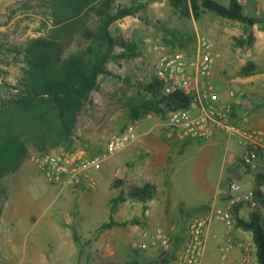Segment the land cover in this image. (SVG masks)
<instances>
[{
	"label": "rangeland",
	"instance_id": "rangeland-1",
	"mask_svg": "<svg viewBox=\"0 0 264 264\" xmlns=\"http://www.w3.org/2000/svg\"><path fill=\"white\" fill-rule=\"evenodd\" d=\"M240 1L245 12L264 15V0ZM141 2L144 7L136 15L111 25L113 35L132 43L137 54L106 63L113 74H100L98 88L89 92L76 121L73 151L62 147L50 151L93 156L104 150L110 138L133 125L138 135L134 144L137 143L102 162L94 172L95 189L68 192L50 184L30 160V155L37 153L32 149L17 169L0 173V264H127L133 260L150 264L163 251L172 252L173 242L175 251L181 254L192 218L214 204H224L228 184L233 180L252 191L256 173L264 170L263 160L257 167L247 165L237 138L223 133L207 140L194 139L182 150L183 142L164 136L167 114L160 116L145 110L151 98L145 85L158 78L161 61L177 53L192 54L198 34H206L219 54L214 78L220 101L234 105L242 125L264 128V40L257 39L252 48H247L241 44L246 31L240 22L210 12L200 19L184 16L172 0ZM113 4L131 6L133 1L113 0ZM91 19L87 22L91 23ZM79 28L77 20L55 25L49 0H0V80L15 84L22 74L23 56L16 46L44 37L56 40L65 54L74 52L84 45ZM164 28L188 43L182 46ZM254 30L261 31L258 25ZM124 50L117 45L114 52ZM250 59L257 62L261 72L248 77L239 75ZM3 93L0 85V96ZM149 113L153 116L148 117ZM155 123L158 124L146 134L144 131ZM150 133L159 135L160 142L147 137ZM143 144H149L151 149ZM116 178L125 182L115 186ZM149 181L157 185L149 203L132 198L120 202L114 217L125 224L100 230L110 217V199ZM251 208L245 205L242 215L248 217ZM157 226L169 232L168 246L150 243L149 237ZM226 228L215 222L209 229L222 235ZM236 230L234 226L233 236ZM178 235L180 241L176 239ZM141 241L148 247L136 246ZM222 242L208 238L204 264H241L243 252L236 248L228 253L235 256L231 263L229 257L222 259ZM249 256L245 264H259L253 246Z\"/></svg>",
	"mask_w": 264,
	"mask_h": 264
},
{
	"label": "trees",
	"instance_id": "trees-1",
	"mask_svg": "<svg viewBox=\"0 0 264 264\" xmlns=\"http://www.w3.org/2000/svg\"><path fill=\"white\" fill-rule=\"evenodd\" d=\"M131 6L118 4L113 0H49L52 8L53 23L63 24L77 20L80 23V36L84 40L82 49L64 53L54 39L36 37L15 50L22 56L24 63L22 74L17 83L10 84L0 80L4 93L0 96V173L17 169L29 154L30 149L37 153H46L55 148L73 151L75 126L78 117L89 98V92L97 89L99 75L113 74L106 68L110 59L132 57L136 55L135 46L125 40H118L111 32V25L128 15H136L144 7L141 0H132ZM175 9L184 16L200 19L210 12L227 20L240 22L246 31V39L241 44L252 48L256 40L254 27L258 25L264 31V15L245 12L240 0H229L224 4L219 0H172ZM90 17L92 22L88 23ZM164 30L179 40L182 46L188 43L168 28ZM117 45L124 51L116 54ZM3 71L0 69V73ZM261 72L255 60H248L239 71V75L248 77ZM159 78L145 85L150 93V100L145 110H153L160 116L169 111L187 107L189 96L182 91L165 94ZM234 106V105H233ZM235 109V107H234ZM236 110V109H235ZM235 119L239 121L235 113ZM192 139L180 143L182 150ZM2 167L5 168L2 170ZM125 182L116 178L115 186ZM264 172L256 173L252 193L256 205L250 210L247 218L241 214L245 202L233 207L234 226L250 231L253 236L255 253L259 264H264ZM157 192V185L145 182L131 187L127 194L124 191L110 199V217L100 230H105L119 223L114 214L119 203L132 198L147 203ZM209 209V208H208ZM137 223V221H136ZM181 235L176 239L180 241ZM172 252L163 251L150 264H166L178 257L173 242ZM102 264H114L103 262ZM127 264H139L137 260Z\"/></svg>",
	"mask_w": 264,
	"mask_h": 264
},
{
	"label": "built area",
	"instance_id": "built-area-1",
	"mask_svg": "<svg viewBox=\"0 0 264 264\" xmlns=\"http://www.w3.org/2000/svg\"><path fill=\"white\" fill-rule=\"evenodd\" d=\"M218 55L211 39L206 34H198L192 54L177 53L161 61L158 78L163 84L162 91L165 94L182 91L189 96L187 107L171 110L167 114L164 136L173 142H183L187 139L207 140L223 133L237 138L242 148L243 161L257 167L260 161L264 162V128H249L237 122L233 104L220 101L214 78ZM147 116L152 117L153 114ZM137 137L136 125H133L110 138L104 150L93 156L50 151L33 153L30 160L50 184L64 191L95 189L97 182L94 172L101 167L102 162L131 146ZM262 189L264 191V185ZM226 196L224 204H214L204 214L192 218L186 246L169 264H203L208 230L215 222L227 227L224 234L213 235V238L225 242L222 259L226 260L233 248H243L246 251L243 262L248 261L250 244L236 240L231 234L234 229L232 210L239 202L253 207L256 201L252 191H247L237 180L228 184ZM149 239L152 244L168 246L171 236L163 226H157ZM136 246L145 249L148 244L141 241Z\"/></svg>",
	"mask_w": 264,
	"mask_h": 264
},
{
	"label": "crops",
	"instance_id": "crops-1",
	"mask_svg": "<svg viewBox=\"0 0 264 264\" xmlns=\"http://www.w3.org/2000/svg\"><path fill=\"white\" fill-rule=\"evenodd\" d=\"M255 36H256V40L258 39H262V40H264V31L263 30H261L259 33H256L255 32ZM214 75H215V72H214ZM158 123H155L154 125H151L150 127H148L149 128V130L146 132V131H144L146 134L148 133V132H150V131H152L153 130V128L155 127V125H157ZM249 128H251V127H249ZM219 134V133H218ZM150 135L151 136H147V137H149L152 141L154 140H156L157 142H160V136L159 135H155V134H152V133H150ZM217 136V135H216ZM215 136V137H216ZM162 138H164V137H162ZM152 141H146L147 143H152ZM137 143V142H136ZM135 143V144H136ZM134 144V143H133ZM132 144V145H133ZM135 144L133 145V146H135ZM132 146V147H133ZM143 146H144V148H146V149H148V150H150L151 148L149 147V144H143ZM130 147V146H129ZM131 147V148H132ZM251 187H253V184H252V186ZM147 203H149V202H147ZM245 205H247L246 203L244 204V206L241 208V214H243L244 215V207H245ZM242 215V216H243ZM244 217V216H243ZM245 218H247V217H245ZM214 234H217L216 232H212L210 229L208 230V238H213V235ZM219 234V233H218ZM234 237L236 238V240H238V241H242V242H245V243H249L250 244V246H253L254 248H255V245H254V242H253V236H252V233L250 232V231H247V230H244V229H241V228H237V230H236V232H235V235H234ZM219 244H221V242H219ZM218 244V245H219ZM239 252H243V257H242V259H240V263L241 264H245L246 262H243V258H245L246 256V251L243 249V248H236ZM245 256V257H244ZM229 257V261H228V263H231V261L233 260V257H235V256H228ZM247 259H248V261H249V259H251V256H247ZM203 264H204V262H203Z\"/></svg>",
	"mask_w": 264,
	"mask_h": 264
}]
</instances>
